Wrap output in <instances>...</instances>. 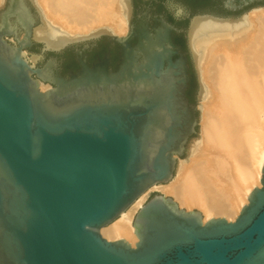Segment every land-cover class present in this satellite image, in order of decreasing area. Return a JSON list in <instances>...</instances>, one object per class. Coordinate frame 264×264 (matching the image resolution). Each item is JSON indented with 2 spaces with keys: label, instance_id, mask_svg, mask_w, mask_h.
Here are the masks:
<instances>
[{
  "label": "water",
  "instance_id": "1",
  "mask_svg": "<svg viewBox=\"0 0 264 264\" xmlns=\"http://www.w3.org/2000/svg\"><path fill=\"white\" fill-rule=\"evenodd\" d=\"M119 1L122 37L106 26L69 36L36 0L0 4V264H264V163L260 187L233 221L203 223L199 211L157 193L134 215L133 247L102 237L140 195L179 174V158L188 162L201 149L207 48L243 39L253 28L247 12L264 7L188 24L191 103L177 30L164 21L153 31L143 23L130 29L129 0ZM101 36L119 48L115 70L108 55L91 67L79 59L68 79L54 74L51 60L36 66L44 52Z\"/></svg>",
  "mask_w": 264,
  "mask_h": 264
},
{
  "label": "bare ground",
  "instance_id": "2",
  "mask_svg": "<svg viewBox=\"0 0 264 264\" xmlns=\"http://www.w3.org/2000/svg\"><path fill=\"white\" fill-rule=\"evenodd\" d=\"M3 0H0V4ZM50 22L69 36L87 35L106 26L116 36L127 32L119 0H36ZM247 16L253 28L232 44L207 48L202 78L210 100L203 101L200 120L202 147L179 174L166 184L154 185L140 195L113 222L100 230L109 240L137 242L132 225L149 191L170 196L179 208H197L203 223L210 218L233 221L255 187H260L264 163V7ZM42 91L49 86L40 84Z\"/></svg>",
  "mask_w": 264,
  "mask_h": 264
},
{
  "label": "flooded vegetation",
  "instance_id": "3",
  "mask_svg": "<svg viewBox=\"0 0 264 264\" xmlns=\"http://www.w3.org/2000/svg\"><path fill=\"white\" fill-rule=\"evenodd\" d=\"M244 1L245 0H129V27L134 30L140 23H143L147 26L149 31H153V29L161 26L160 21L172 25L177 30V32L173 33V42L181 48L184 57L187 59L190 70L191 56L188 51L186 37L188 24L198 16L226 19L239 15L256 6L264 5V0H252L247 1L246 4L243 3L239 8V2ZM179 39L184 40L185 48L180 44ZM135 42L136 40L133 39L131 43L135 44ZM35 46L36 43H34L30 51L33 50ZM43 54L44 57L42 61L37 63L36 66L43 67L48 60H51L53 62L52 70L54 74L68 79L70 73L77 74V71L80 69L79 59L84 60L88 66L91 67L103 60L105 55H108L109 69L115 70L119 58V48L108 36H101L90 41L71 43L57 52L47 51Z\"/></svg>",
  "mask_w": 264,
  "mask_h": 264
},
{
  "label": "trees",
  "instance_id": "4",
  "mask_svg": "<svg viewBox=\"0 0 264 264\" xmlns=\"http://www.w3.org/2000/svg\"><path fill=\"white\" fill-rule=\"evenodd\" d=\"M179 42L180 44L183 46V48H185V42L183 39H179ZM189 75H190V83H189V88L186 92V95H187V98L189 99V101L191 103H193V96H192V93H193V89L195 87V76H194V72L192 70V66L190 65V70H189Z\"/></svg>",
  "mask_w": 264,
  "mask_h": 264
},
{
  "label": "rangeland",
  "instance_id": "5",
  "mask_svg": "<svg viewBox=\"0 0 264 264\" xmlns=\"http://www.w3.org/2000/svg\"><path fill=\"white\" fill-rule=\"evenodd\" d=\"M250 11H248L247 12V14L249 13ZM197 103H199V104H201L202 105V107H203V101H197ZM196 107H197V109H198V104H196ZM203 110V109H202ZM202 112L203 111H201L200 112V115L202 114ZM198 126L200 127V121L198 122ZM179 160H183V159H181V158H179ZM179 162V161H178ZM157 193H161L160 191H158V190H152V191H149L148 192V195L146 196V198H145V202L148 200V198L150 197V196H152L153 194H157ZM166 197H170V196H166ZM144 202V203H145ZM181 208V207H180ZM184 209V208H183ZM186 210V209H185ZM192 210H196V211H199L197 208H193ZM200 212V211H199ZM215 218V217H214ZM227 220V219H226ZM228 221V220H227ZM103 237V236H102Z\"/></svg>",
  "mask_w": 264,
  "mask_h": 264
}]
</instances>
